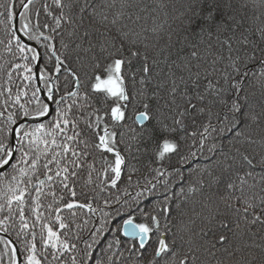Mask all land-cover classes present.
<instances>
[{
    "label": "snow or ice",
    "instance_id": "1",
    "mask_svg": "<svg viewBox=\"0 0 264 264\" xmlns=\"http://www.w3.org/2000/svg\"><path fill=\"white\" fill-rule=\"evenodd\" d=\"M19 3L26 12L33 0H27V3L19 0ZM54 4L59 9L55 18L56 28H60L62 22L76 25L70 33L73 36L79 35V43L75 44V48L84 52L86 56L91 53V56L88 57L89 62L85 65L78 53L76 64L79 68H77L69 62L70 58L67 55L62 59L60 55H57L54 46L48 44L45 45L46 50L55 57V63L51 68L45 65L44 69H38V74L34 75L31 66L28 64L23 66L25 72L28 73L24 79L30 82L38 80L43 83L44 88L36 87L32 90L28 103L34 102L36 106L31 111L25 107V104L20 103V94L16 95L15 103L19 104L21 112L19 116L9 114L4 127H0V169L10 167L18 171L21 177L28 176L30 172L35 174L38 171L40 156H47L50 146L53 151L58 148L60 151H55L51 160L44 163L42 167L50 171L49 163H56L58 169L55 176L60 177L61 172L64 173L61 181L63 188L69 189L71 196L75 197L76 192L69 188V184L65 181L77 175L75 169L82 166L81 158L89 154L86 150L91 147L102 154H111L114 157V160L109 161L102 155L104 161L102 172L106 183L116 188L121 179L122 170L129 167L118 147L119 143L123 142V134H119L121 140L118 141L116 128L122 127L128 119L126 112L129 105L139 103L141 107L134 109V113L138 114H134L133 122L141 127L139 131L130 130L135 132L133 139L140 140L145 148L158 133L188 132L190 124L198 125L188 134L196 139L201 152L205 149L206 141L211 138V143L207 147V151L211 153L208 157L210 163L200 170V178L188 185L187 193L183 187L180 190V194L187 195L202 192L206 187L209 190L214 187L215 194L219 196L225 207L234 209V215L237 216L235 226L233 227L228 219L219 220L218 226L221 231L216 235L215 242L211 244L209 254L215 257L216 252L211 249H217L219 246L233 257L238 252L241 253L242 259L237 261V264H264V236H261V243L258 245L247 244L243 241V235L247 234L248 229L241 230L240 224L242 216L246 224H259L264 230V99L254 106L245 94L242 97L244 102H240L241 94L246 93L244 81L248 77V72L242 69H247L249 63L257 61L264 68V0H254L251 17L247 12L241 14L242 9H247L249 5L241 3L237 7L235 0H188V3L184 5L187 10L182 12L180 17H176L181 21L183 30L185 32L190 30L198 36L207 34L208 40L205 42L201 39L200 44H206L203 49L200 48V44H192L191 51L185 55H178L177 58L182 63L171 60L170 69L175 67L180 72L178 76L176 72H169L171 87L167 90L169 100L164 106L169 109L171 127L153 115L151 101L156 99L159 102V93L154 92L150 97L147 92V85L152 79L153 67L158 63L156 55L152 52L158 50V55L168 50L169 56L164 58L165 62L171 56L170 49L173 47L174 33L167 20L163 23L154 22L151 28L139 25L143 17L132 11L140 7L139 4H134L133 0H67V2L54 0ZM157 7H166V5L161 4ZM0 8L5 9L0 15H4L9 22L14 19L15 15H19L22 20L25 17V12H14L13 0H9L6 5L0 4ZM256 12H259L258 16L255 15ZM249 20L252 24L246 26ZM256 21L259 23L257 24ZM137 26H139L138 30ZM21 27L24 34L31 39L32 36L28 31L29 25L22 24ZM81 28L83 32L79 34ZM164 33L167 34V39L161 45ZM175 35L177 36L176 42L183 43L179 32ZM213 36L219 45L215 52L212 45ZM252 36H257L258 40L251 39ZM43 39L48 41L52 37L43 36ZM184 39L186 40L187 37ZM16 44L21 53L25 50L32 53L31 61L37 64L40 62L41 54L36 49L27 48L26 45L20 43L19 39L16 40ZM85 44L87 47H84ZM62 47L68 48V45L62 42ZM97 48L99 53L96 52ZM179 51L183 52V48ZM209 57H211L212 72L204 70L203 79L206 83L201 89V74L198 69L201 67V62L207 61ZM24 59L29 58L25 56ZM193 61L197 63L193 64ZM222 62H226V67L222 70L223 82L209 79L217 71L216 66ZM17 67L20 66L17 65ZM193 68L197 71L193 72ZM184 71L189 73L187 78L183 75ZM65 73L64 83L61 84V76ZM126 81H131L133 86L138 83L140 88L130 92L126 87ZM225 84L227 88L224 87ZM180 85L184 86L183 89ZM157 87H163V84ZM260 87L264 90V71L260 73ZM45 90L47 101L55 105L54 110L49 103L40 99L39 94ZM226 93H230L236 99L230 101ZM24 95L27 93L25 92ZM57 96H59L58 99ZM92 99L104 107L93 108L90 103ZM81 100L84 101L83 104L79 103ZM62 103L66 104V107L61 108ZM217 103L222 105L223 110H215ZM85 105L92 108V111L85 118V127L78 130V123L70 119L69 114L74 108H83ZM102 111L103 115L100 114ZM0 115L3 114L0 113ZM49 116L51 119L48 124L37 123L32 128L20 123L21 117L40 120ZM105 116H108L107 121L104 119ZM92 117L95 119L93 120ZM213 119L217 123H213ZM69 126H71L72 135L66 134ZM256 129H259V139L253 135ZM229 134H231L230 139L226 145L223 143L218 145L215 142L217 136L224 138ZM57 136L63 137L62 143H57ZM183 139H185L184 135H181L180 139H164L163 145L158 147L153 162L162 163L166 155L169 158L175 155L178 157L177 163L184 165L196 153L189 151L186 156L180 154V141ZM69 141L75 143L76 147H72ZM81 144L83 148H79ZM41 145L43 148L40 147ZM257 145L259 151L256 150ZM126 150L131 151L130 148ZM69 153L75 158L70 160L73 169L70 170L67 166L60 168V160L56 157L68 159ZM15 161L28 165V167H18ZM109 170L111 175L108 174ZM130 171L134 172L136 169L133 167ZM153 171L156 177L165 176V171L161 168H153ZM175 171L180 173L181 168L177 167ZM205 176L208 177L207 183ZM12 179L16 180V176ZM47 179L51 181L53 177L48 175ZM22 182L27 185L31 181ZM130 182L131 175H129ZM159 182L157 180V183ZM164 183L167 185V180ZM44 184V180L39 181V186L36 188L37 200ZM144 188L146 192H151L156 188V184L148 181ZM8 191L12 193L7 199L9 211L13 203L21 209L19 237L23 230L28 228L22 208L27 187L20 188L14 185L10 186ZM125 194L127 195V192ZM144 196L145 192L136 193L133 198L137 201L136 207H130L128 213H121L120 209H116V216L122 218V223L117 224L113 230V243L116 246L121 244L115 233H122L124 237L129 238L131 243L127 247V252L131 259L124 258V252L118 248L108 257L110 264H196L198 257L194 254V250L192 255L184 252L182 258L177 259L178 251H182V244L191 245V242L185 240V237L180 234L178 226L176 231L172 230L174 224L172 198L165 194L162 202H157L151 209H146L139 206L140 198ZM116 202L119 203V198ZM64 207L69 210L87 208L89 211H94L92 205L86 203L66 202ZM176 207L179 208L180 205ZM2 210L3 206H0V211ZM137 211L143 222H134ZM75 214L72 212V215ZM105 216L111 219L109 213H105ZM39 218L37 215V219ZM56 219L60 221L61 229L67 227L60 216ZM3 223L0 221V226ZM103 224L107 227L108 220H105ZM43 227L47 230L46 239L42 236L44 249H56L57 252H67L70 248L75 249L76 245L62 241L52 227L48 225ZM101 230L97 229V232ZM204 235L207 236L208 232H204ZM32 240H35L34 234ZM0 243L5 246L4 255L7 256V264H43V260L37 255L35 243L27 246L29 254L23 261L19 260L23 252L13 247V242L0 240ZM108 247L111 249L113 244H109ZM252 248H258L259 254L251 251L245 254L246 250ZM90 249H92L91 244L87 245L79 264H86L91 256ZM50 254L55 258V253ZM0 264H4L3 257H0ZM72 264H78L75 256L72 258ZM217 264H223V262L218 260Z\"/></svg>",
    "mask_w": 264,
    "mask_h": 264
},
{
    "label": "trees",
    "instance_id": "2",
    "mask_svg": "<svg viewBox=\"0 0 264 264\" xmlns=\"http://www.w3.org/2000/svg\"><path fill=\"white\" fill-rule=\"evenodd\" d=\"M26 0H24L25 2ZM15 3L14 12L17 13L20 8L19 0H13ZM67 2V0H65ZM253 2L254 0H235L236 6L239 7L241 3H247L249 7L247 9H242L241 14L247 12L248 16L253 15ZM9 3V0H0V4L6 5ZM134 4H139V8H134L132 11L141 17L139 25L151 28L153 23H163L167 20L168 24L171 25L173 30L172 44L173 47L170 49L171 56L167 62H165V57L169 56V51L166 50L157 55V51L152 52L153 55H156L157 65L153 67L151 83L147 85L148 95L151 97L152 93H159V102L156 99L151 101L153 115L163 123L172 126L169 109L166 108L165 102L169 100L168 88L171 87V78L169 72H176L177 76L180 74L179 70L175 67H171V60H177V63H182L178 60V55H185L187 52L191 51L192 44H200L201 39L205 42L208 40L207 34L203 36H198L192 31L185 32L183 30V25L179 19L182 12H185L187 9L184 7L188 0H133ZM166 5V7H157L158 5ZM199 7V6H198ZM141 9H144L141 11ZM5 11L4 8H0V13ZM67 11V9H65ZM22 12H25L23 10ZM59 13V9L54 4V0H33V3L28 5V9L25 12V17L22 20L21 17L18 19V29L20 34L28 41H31L36 47L39 53L41 54L40 69H44L45 65L48 68H51L55 63V57L51 56V52L47 51L45 45L51 44L54 46L57 55H60L63 59L65 55L70 58V63L79 68V65L76 64V57L79 53V56L83 60L84 64H88V57L91 56V53L86 54L75 48V44L79 43V35L73 36L70 33L73 31V27L76 25H68L65 22H62L60 28H56L55 18ZM38 14V15H37ZM255 15H259V12H256ZM16 15L14 16L15 19ZM135 18V17H134ZM14 19L8 21L4 15H0V127H4L6 123V118L9 114L19 116L21 112L19 104L15 103L16 95L20 94V103L25 104V107L31 111L35 108V103H28L29 98L32 95V90L37 87L36 80L27 81L24 79L28 73L24 70V65L28 64L33 68V74L35 75V61H31V52L25 50L24 53L19 51L17 47L16 40L20 38L17 37L14 33ZM202 22V21H201ZM78 23V22H77ZM86 23V22H85ZM258 24L259 21H256ZM22 24L29 25V33L32 38L30 39L28 35L24 34L22 29ZM39 24V27H37ZM252 24V21L249 20L246 23V26ZM47 25V27L45 26ZM53 29H56L53 31ZM139 26H137V30ZM83 29L79 30V34H82ZM176 32H179L180 38L183 43H177ZM164 39L161 40V45L164 44V41L167 39V34L164 33ZM43 36L52 37L51 40L45 41ZM187 37L185 40L184 38ZM223 38V37H222ZM251 39H257V36L250 37ZM39 40V42H38ZM63 44H67L68 48H63ZM20 43L22 41L20 40ZM213 51L215 52L218 48V42L215 39V36L212 37ZM206 44H200V48L203 49ZM84 47H87L85 44ZM27 48H33L28 47ZM183 48V52L179 50ZM96 52L99 53V49H96ZM225 51V55H226ZM27 56L29 59H24ZM196 61H193V64H196ZM19 65L20 67H17ZM135 67V65H134ZM217 71L213 73L209 79L212 80H221L223 82V69L226 67V62H222L217 65ZM205 69L208 72H212L211 66V57L207 61L201 62V67L198 69L201 74V89H203L206 81L203 79L205 75ZM248 77L244 81L246 93L241 94V103H243V95H248L249 102L254 106L258 105L262 99H264V90L260 87V73L264 71V68L259 64V62H252L248 64L247 69ZM197 71L196 68H193V72ZM230 71V70H229ZM64 75L61 76V84L64 83ZM185 78L188 77L189 73L187 71L183 72ZM179 82V81H178ZM163 84V87L158 88L157 86ZM42 88H44L43 83H41ZM126 87L130 92H134L135 89H139L140 85L137 83L135 86L131 81H126ZM183 89V85H180ZM227 88V85H224ZM27 95H24V93ZM46 92V90H45ZM40 95V94H39ZM227 98L231 101L236 99L235 96H231L230 93H226ZM59 96H57V99ZM41 99V98H40ZM41 101H43L41 99ZM44 102V101H43ZM79 103L83 104L84 101L81 100ZM93 108L95 107H104L99 105L95 99L90 100ZM111 103V101H109ZM66 107V104H61V108ZM141 105L136 103L135 105H129L126 116L128 119L123 123L122 127H117L116 131L118 133L117 140H121L120 133L123 134V142L119 143L118 147L122 155L125 156L126 162L129 167H125L122 170L121 179L118 181L116 188H112L109 184L106 183L105 177L103 175L102 169L104 168V161L102 155L107 157L109 161L114 160V157L111 154H102L99 151L89 147L86 151L89 153L87 156L82 157V166L75 169L77 175L70 177L68 181H65L69 184V188L74 189L76 196L72 197L69 189L63 188L61 183L64 173L61 172L60 177L55 176V172L58 169L56 163H49V169H44L42 165L55 155V151H60V149H55L53 151L52 146L49 147V152L47 156L41 155L39 161L38 171L33 174L29 173L28 176L21 177L18 171L8 168L3 173L0 174V206H3V210L0 211V221H3V225L0 226V231L7 235L10 240H12L16 247L23 252L21 255V260L23 261L25 257L29 254L27 251V246L32 243L36 244L37 255L43 260V264H72V258L75 256L76 260L79 261L83 258V253L87 249V245L91 244L92 249H90L91 256L87 259L86 264H110L108 257L116 252L119 248L120 251L124 252V258H129V253L127 252V247L131 243L129 239L124 237L122 233H115V236L121 241L119 246H116L114 242V229L117 224L122 223V218L116 216V209H120L121 213H128L130 207L135 208L137 201H134V197L138 191L145 192V196L140 198L139 206L141 208L151 209L154 204L157 202H162L164 200L165 194L168 197H171V203L173 208L172 221L173 231L177 230V226L180 229V234L185 237V240L190 241L189 243L182 244V251H178L177 259L182 258L184 252H188L189 255L194 254L198 257L196 264H217V261H222L223 264H237V261L242 259V254L237 253L235 257L224 252L222 247L217 249H211L216 252L215 257L209 254V249L211 244L215 242L216 235L218 234L219 229L218 222L222 219H228L232 226H235L237 216L234 215V209H227L224 203L219 199V196L215 194L216 190L213 187L209 190L207 187L202 192H197L195 194H180L181 187L184 188L185 193H187V187L190 183H195L197 179L200 178V170H202L205 165L210 163L208 157L211 156V153L207 151L208 144L211 143V138L205 143V149L201 152L199 150L196 139L193 138L188 132L194 130L198 125H189L188 132H177L172 133H163L160 132L156 137L148 142L147 148L145 145L138 139H133L135 132L130 129H135L139 131L141 125L133 122L134 109L140 108ZM55 109V105L51 107ZM159 109V111H157ZM215 110H223L222 105L217 103ZM92 108H89L87 105L83 108H74L73 112L69 114L70 119H74L78 123V130L85 127V118L91 113ZM83 114V115H82ZM103 115V111L100 113ZM23 119L20 118V122ZM51 119V116L44 120V124H48ZM94 120L95 117H92ZM104 119L107 121L108 116H105ZM199 119V118H198ZM155 122V121H154ZM213 123H217L213 119ZM25 126L32 128L35 127L37 123L34 124H25ZM69 129L66 130L67 135H72L73 133ZM99 131V129H97ZM102 134V133H101ZM184 135L185 139L180 141V154L188 155L189 151L195 152L194 157L184 164L180 165L177 163L178 157L172 155L170 158L166 155L165 160L161 163L160 161H155V156L157 154L158 147L163 145L164 139H180V136ZM214 136L216 134H213ZM228 137L221 138L217 136L216 143L219 145L221 143L227 144ZM253 135L259 139V129H256L253 132ZM57 143L63 142L62 136H57ZM72 147H76L75 143L68 142ZM43 148V145L40 146ZM79 148H83L81 144ZM79 148L77 149L79 151ZM126 148H130L131 151H127ZM256 150L259 151V146H256ZM19 155V154H17ZM68 159H63L61 157H56L57 160H60V168L67 166L70 170L73 169V165L70 163L71 157L70 153L68 154ZM18 164V167H28V165L20 164L18 161H15ZM135 168L136 171L131 172V168ZM181 168V172L178 173L175 171V168ZM153 168H161L165 171L164 177H156V173L153 171ZM195 170V171H193ZM259 169H257L258 171ZM191 172V175H190ZM109 175H111L109 170ZM51 175L53 179L49 181L47 176ZM129 175H131V182L129 183ZM16 176V180H13L12 177ZM31 181L29 184H25L22 181ZM44 180L45 184L42 186L41 193L37 200L36 188L39 186V181ZM157 180L160 182L157 183ZM167 180V185L164 181ZM151 181L156 184V188L151 192H146L144 185ZM205 181L207 183L208 177L205 176ZM18 185L20 188L27 187V192L25 194V203L22 206L25 222L28 224V228L23 230L21 233V220H20V208L13 203L11 211L7 204V199L12 195L8 191L10 186ZM127 192V195L125 194ZM54 193V195H53ZM175 194V195H174ZM117 198H119V203H117ZM127 201V203H125ZM66 202L73 203H86L91 204L94 211H89L87 208L84 209H72L69 210L64 207ZM37 203L39 207L37 208ZM235 203V202H233ZM176 205H180L179 208ZM251 211V210H250ZM72 212H75V215H72ZM105 213H109L111 219L108 216H105ZM39 215V219H37ZM57 216L61 217V220L67 225L64 229L59 227L60 221L56 219ZM126 218V217H125ZM108 220V226L105 227L103 222ZM87 221V223H85ZM134 222H143L140 213L135 212ZM241 230L247 228V234L243 235V241L247 244H260L261 236H264V230L261 229L260 225H250L246 224L243 217H240ZM44 225H48L56 231L60 239L69 244L76 245L75 249H69L67 252H57L56 249H44L42 244V236L46 239L47 230L44 228ZM97 229H102L97 232ZM212 229V231H209ZM203 230V231H201ZM204 232H208V235L205 236ZM35 235V240H32V235ZM231 235V233H229ZM171 238V234H169ZM154 239V238H153ZM0 240L5 241L2 237ZM109 244H113V247L109 249ZM5 246L3 243H0V257H3L4 264H7V256L4 255ZM248 251L254 252L257 255L259 254L258 248H252L246 250L245 254ZM55 253V258L52 254ZM46 257V258H45Z\"/></svg>",
    "mask_w": 264,
    "mask_h": 264
},
{
    "label": "water",
    "instance_id": "3",
    "mask_svg": "<svg viewBox=\"0 0 264 264\" xmlns=\"http://www.w3.org/2000/svg\"><path fill=\"white\" fill-rule=\"evenodd\" d=\"M25 3H27V0H26V2ZM23 10V8L21 7L19 10H18V13H21V11ZM19 15H16V17H15V19H14V31H15V35H17L18 36V38H20V40L23 42V44H25V45H27V46H31V47H33V48H35L36 49V51L38 52V50H37V48H36V46L30 41H27L20 33H19V29H18V19H19ZM40 63V62H39ZM39 63L37 64V62H36V64H35V75H37L38 74V69L40 68V66H39ZM36 84H37V87H40L41 89H43L42 87H41V83L38 81V80H36ZM40 95H41V98L42 99H44V101L45 102H47V103H49L50 104V107H51V103L49 102V101H47V98H46V95H45V91H42L41 93H40ZM48 117H45V118H41L40 120H34V119H23V121H21L20 123H26V124H34V123H40V122H43L45 119H47ZM8 167H6V168H4V169H0V173L1 172H3L5 169H7ZM0 235H2L5 239H6V241H11L12 242V240H10L7 236H5L3 233H0ZM127 238V237H126ZM129 239V238H128ZM12 246L13 247H16L15 246V244L14 243H12ZM19 260H20V257H19Z\"/></svg>",
    "mask_w": 264,
    "mask_h": 264
},
{
    "label": "rangeland",
    "instance_id": "4",
    "mask_svg": "<svg viewBox=\"0 0 264 264\" xmlns=\"http://www.w3.org/2000/svg\"><path fill=\"white\" fill-rule=\"evenodd\" d=\"M25 2H26V1H25ZM20 8H21V6H20ZM20 8H19V9H20ZM19 9H18V10H19ZM23 10H24V9H23ZM23 10H22V11H23ZM22 11H21V12H22ZM17 13H18V12H17ZM17 24H18V23H17ZM14 33H15V31H14ZM19 33H20V32H19ZM17 37H18V36H17ZM27 41H28V40H27ZM29 42H30V41H29ZM22 43H23V42H22ZM24 45H25V44H24ZM26 46H27V45H26ZM28 47H30V46H28ZM36 48H37V47H36ZM34 49H35V48H34ZM38 52H39V51H38ZM41 58H42V56H41ZM40 62H41V60H40ZM39 65H40V63H39ZM39 69H40V68H39ZM40 83H41V82H40ZM36 85H37V84H36ZM41 87H42V85H41ZM45 95H46V92H45ZM40 98H41V95H40ZM46 98H47V96H46ZM41 99H42V98H41ZM42 100L44 101V99H42ZM44 102H45V101H44ZM49 102H50V101H49ZM50 103H51V102H50ZM51 107H52V104H51ZM48 118H49V117H48ZM27 119H30V118H27ZM45 120H46V119H45ZM25 124H26V123H25ZM13 127H14V126H13ZM8 168H9V167H8ZM8 168H7V169H8ZM5 170H6V169H5ZM5 170H4V171H5ZM1 173H3V172H1ZM1 173H0V174H1ZM0 233H3V232L0 231ZM3 234H4V233H3ZM4 235H5V234H4ZM5 236H7V235H5ZM0 237H2V238L6 241V239H5L2 235H0ZM7 237H8V236H7ZM8 238H9V237H8ZM9 239H10V238H9ZM127 239H128V238H127ZM12 242H13V241H12ZM13 243H14V242H13ZM14 244H15V243H14ZM15 246H16V245H15ZM20 260H21V256H20ZM21 261H22V260H21Z\"/></svg>",
    "mask_w": 264,
    "mask_h": 264
}]
</instances>
